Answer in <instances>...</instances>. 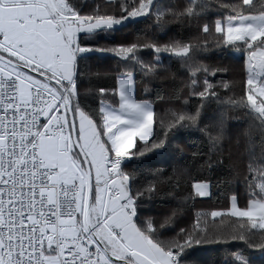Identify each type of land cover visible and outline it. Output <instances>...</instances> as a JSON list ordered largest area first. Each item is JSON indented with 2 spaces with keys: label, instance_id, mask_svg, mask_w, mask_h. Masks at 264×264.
I'll use <instances>...</instances> for the list:
<instances>
[{
  "label": "snow or ice",
  "instance_id": "obj_1",
  "mask_svg": "<svg viewBox=\"0 0 264 264\" xmlns=\"http://www.w3.org/2000/svg\"><path fill=\"white\" fill-rule=\"evenodd\" d=\"M211 8L221 18L209 21ZM173 23L203 35L179 39ZM209 47L243 53L246 79L214 84L218 69L199 58ZM85 79L105 82L97 107ZM153 80L175 86L173 99L149 98ZM157 102L179 107L154 120ZM214 103L224 107L209 116ZM193 137L202 147L186 154ZM149 154L170 166L179 155L173 176L191 161L205 178L162 188L157 168L141 182L128 166ZM238 182L246 203L233 194L230 207L192 214ZM209 215L237 219L225 234ZM237 241L264 264V0H0V264H256ZM208 245L224 248L218 261L191 258Z\"/></svg>",
  "mask_w": 264,
  "mask_h": 264
},
{
  "label": "trees",
  "instance_id": "obj_2",
  "mask_svg": "<svg viewBox=\"0 0 264 264\" xmlns=\"http://www.w3.org/2000/svg\"><path fill=\"white\" fill-rule=\"evenodd\" d=\"M86 3H91L92 0H85ZM186 0H161L162 5H169L172 4H182L185 3ZM235 0H212V3H234ZM259 6V4H258ZM207 19L209 21L215 20L220 17V12L215 9L211 8L208 10V12L205 14ZM175 23L170 25V27L173 29ZM176 30L177 32L174 34L173 31L170 33V35L176 36L179 39L183 40H193L198 35H203L202 33L198 32V29L195 26L192 25H180L176 23ZM225 49H229L227 47H209L206 51L202 52L200 54V60L211 67V59L215 53H218L220 51H223ZM231 50V49H229ZM146 59L149 57H145ZM93 72L96 71L97 68H100L103 70L104 68L108 67V64L104 65H96L92 61L86 62ZM164 63L169 65L173 70L179 67V61L175 57L165 58ZM82 69L84 71H88L87 68H84L82 66ZM139 79V77L137 78ZM209 79L216 85H220L221 83H228V77L223 71H217L215 75L210 76ZM99 86H105V82L103 81H95L92 80L89 82L88 79H85L83 82V89L89 90L88 95L86 98V103L89 105H92L93 107H97L98 103L96 102V96H95V87ZM148 87L151 89L149 93V98H154L157 93H160L161 95L165 96L168 100L173 99V93L176 92L175 86H173L170 82L165 80H153L148 84ZM221 95L224 97L225 101L228 98L229 92L227 88H221ZM136 95L138 98L140 95H142L141 91L138 89ZM105 103L112 104L113 100L110 98L105 99ZM192 103H196V98H193ZM156 109V115L154 116V120H159L160 117L167 112L169 109H173L176 107H179V103H164V102H157L156 105H154ZM224 107V105H221L219 103H214L206 108V113L209 116H213L219 113V111ZM235 115V113H233ZM246 121L242 122L238 125V127L243 128L246 126ZM191 147L185 146V152L186 154H190L193 151H199L202 147L201 141L197 137H193V139L189 142ZM135 149H132L130 151H134ZM151 157V154H149ZM184 161L180 159V156L177 155L176 159L171 162V166L169 163H164L160 160L159 157H151L150 159H147L145 163H141L139 161H133L129 164L128 170L129 171H136L139 175V179L141 182H146L148 180H152L153 176L150 175L152 171L159 168L163 170L162 175H157L154 179L157 182V185L162 188H167L168 182L171 180L172 182L179 181L181 185H184L187 187L190 185V183L193 180H200L204 179V174L197 171L196 167L192 164L191 161H188V172L190 175H183V176H173L172 175V166L176 165H183ZM217 178V174H213V179L215 180ZM246 188L242 183L237 184V186L233 185H227L222 184L220 188L213 187L211 189V195L209 198L204 199H197L195 201V207L191 209V212L193 215L197 212H210L212 210H220L224 207H230L231 205V196L233 194H236L238 196V202L240 204L246 203ZM237 218L235 217H224L223 219L220 217L212 218L210 215L206 218V224L207 227L210 229L223 231L225 234L232 230L234 227V221H236ZM230 248L234 251L244 249V245L242 242H232L230 244ZM246 254H250L253 258V260L256 262V264H259V261L261 259L258 252L250 251L247 249H244ZM224 248L220 245H208L205 247V249H194L190 256L193 259H207V258H213L217 261L220 259V257L223 255Z\"/></svg>",
  "mask_w": 264,
  "mask_h": 264
},
{
  "label": "rangeland",
  "instance_id": "obj_3",
  "mask_svg": "<svg viewBox=\"0 0 264 264\" xmlns=\"http://www.w3.org/2000/svg\"><path fill=\"white\" fill-rule=\"evenodd\" d=\"M176 23L173 26V33L175 34ZM227 49L215 53L211 59V67L218 69V71H223L228 77V84L230 85L232 81L239 82L242 79H246L247 76V64L244 54L241 52H232V55L226 56ZM239 89H237V92ZM229 92V90H228ZM231 95V93H229Z\"/></svg>",
  "mask_w": 264,
  "mask_h": 264
},
{
  "label": "crops",
  "instance_id": "obj_4",
  "mask_svg": "<svg viewBox=\"0 0 264 264\" xmlns=\"http://www.w3.org/2000/svg\"><path fill=\"white\" fill-rule=\"evenodd\" d=\"M225 53H226V56L232 55V52L229 51V49H227V51Z\"/></svg>",
  "mask_w": 264,
  "mask_h": 264
}]
</instances>
